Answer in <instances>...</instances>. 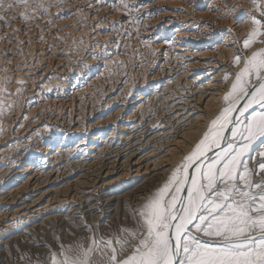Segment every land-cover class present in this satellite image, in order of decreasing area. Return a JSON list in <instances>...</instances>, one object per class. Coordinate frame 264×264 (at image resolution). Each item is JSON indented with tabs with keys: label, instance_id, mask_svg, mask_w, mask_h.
I'll return each instance as SVG.
<instances>
[{
	"label": "bare ground",
	"instance_id": "6f19581e",
	"mask_svg": "<svg viewBox=\"0 0 264 264\" xmlns=\"http://www.w3.org/2000/svg\"><path fill=\"white\" fill-rule=\"evenodd\" d=\"M42 2L0 21V247L52 222L80 235L122 196L140 206L264 48L243 43L261 0Z\"/></svg>",
	"mask_w": 264,
	"mask_h": 264
},
{
	"label": "snow or ice",
	"instance_id": "6c2138e0",
	"mask_svg": "<svg viewBox=\"0 0 264 264\" xmlns=\"http://www.w3.org/2000/svg\"><path fill=\"white\" fill-rule=\"evenodd\" d=\"M47 10L42 0H0V21ZM252 20L245 48L264 37V20ZM223 102L192 150L133 210L134 228L61 244L50 264H264V48L244 60Z\"/></svg>",
	"mask_w": 264,
	"mask_h": 264
},
{
	"label": "rangeland",
	"instance_id": "374dc122",
	"mask_svg": "<svg viewBox=\"0 0 264 264\" xmlns=\"http://www.w3.org/2000/svg\"><path fill=\"white\" fill-rule=\"evenodd\" d=\"M253 155H255V153H253ZM254 164L255 162H253L252 166H254ZM163 169H165V167ZM164 176L168 177L169 173L156 178L155 181L152 182L151 186H149L150 189H147L145 193L150 194L155 191L157 187L161 186L166 178ZM146 194L141 196L143 200L147 196ZM129 201L130 203L132 202L131 197L122 196L119 200L117 199V201H113V203L109 204L111 206L109 207V210H105L104 217L102 219L98 218L97 220V218H93L90 221H87L86 225L91 226V232L84 227L82 228V230L85 229L83 230L84 232L80 235H75L71 224H65L66 222L62 224H60L61 222H52L48 225H44L43 227L41 226L42 228L32 231L33 233L30 232L22 239L17 240V242L15 241L7 244L9 247L7 245H2L0 247V264H50L51 253H59L61 251V244L67 247L68 245L74 246L79 242L87 243L86 238L93 234L97 238L103 236L105 239H108L113 233L119 235L121 227L134 228L136 226V221L133 219V210L138 209L140 206L135 205L133 202L130 205ZM40 245L43 248L40 247ZM2 260L4 261L2 262Z\"/></svg>",
	"mask_w": 264,
	"mask_h": 264
}]
</instances>
